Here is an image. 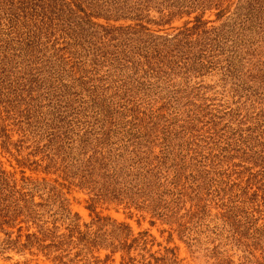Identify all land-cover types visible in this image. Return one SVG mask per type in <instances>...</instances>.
Masks as SVG:
<instances>
[{
	"label": "rangeland",
	"instance_id": "1",
	"mask_svg": "<svg viewBox=\"0 0 264 264\" xmlns=\"http://www.w3.org/2000/svg\"><path fill=\"white\" fill-rule=\"evenodd\" d=\"M159 17L152 9L137 34L107 33L133 21L94 18L97 34L31 57L0 36V101L14 117L10 146L0 141V264H62L40 247L51 238L24 246L38 225L74 230L67 264H264V39L233 59L157 48L150 34L190 19ZM7 179L31 190L37 214L1 218L18 198ZM136 238L148 244L126 255Z\"/></svg>",
	"mask_w": 264,
	"mask_h": 264
},
{
	"label": "trees",
	"instance_id": "2",
	"mask_svg": "<svg viewBox=\"0 0 264 264\" xmlns=\"http://www.w3.org/2000/svg\"><path fill=\"white\" fill-rule=\"evenodd\" d=\"M83 0H0V36L10 44L8 50L12 47L19 51L17 55L24 54L28 57L32 55L42 54L43 50L48 49L52 40L59 44L63 39L65 48L58 47L56 51L61 52L70 48V40L73 39V33H80L87 27L92 29L93 34H97V29L102 28V24L94 21V18H104L106 21H133V24L124 27H110L108 34L114 30H127L130 33H142L147 28L143 24L145 20L154 22L149 19L152 9L159 11L158 25L170 24L175 17L182 18L184 16L190 19L184 23L182 27L175 28V34L167 33L162 36H154L150 34V43L155 47L168 49L174 47L178 49L184 46H198L202 48L215 47L221 55L227 54L229 59H233L232 55L243 52L246 47L252 45L257 40L264 39V0H92L88 4L90 11L100 9L104 11L103 15L99 13L88 12L83 7ZM90 6V7H89ZM215 11V19H205L207 12ZM219 23L218 25H209L210 23ZM79 35V34H78ZM134 42V40H132ZM48 46V47H47ZM229 48H232L231 51ZM9 56L4 58L8 59ZM4 61V60H3ZM126 59H119L116 66L125 67ZM123 62V63H122ZM130 62V61H128ZM145 62L151 63L149 57ZM4 63L7 65L6 61ZM127 63V62H126ZM199 65H203L199 64ZM0 101V141L1 144L10 146V135L7 133V125L5 122L12 120L14 117L8 114L6 119L3 118L6 108L2 107ZM3 108V109H2ZM9 125V124H8ZM130 174L131 173H126ZM43 182L46 183L44 180ZM36 181H24V186L34 185L36 189ZM5 186L10 189L11 197L18 195L17 201H12L6 205L3 211L11 212L12 215H3L1 218H18L25 212L30 217L37 214L34 210L41 204H35L31 190L27 191L26 187L17 189L16 186L9 185L8 179L4 182ZM121 194L117 186L113 191ZM29 195L30 198H27ZM102 196V195H100ZM98 201L102 197H97ZM23 203V205H20ZM33 209V210H32ZM10 221H3V224H9ZM39 226V233L29 234L28 243L24 246H32L33 242L45 241L51 238L52 244L43 246L41 249H48L49 253L58 252L53 260L58 263L67 264L68 254H63L67 248L71 246L73 231L66 235H58L57 227L55 230L45 229L43 225ZM76 229V225H75ZM148 244L146 239L136 238L133 243L126 249V242L122 251L129 256L131 248L134 244ZM67 259V261H64ZM129 259H132L129 257ZM70 261V260H69ZM72 261V260H71ZM70 261V262H71Z\"/></svg>",
	"mask_w": 264,
	"mask_h": 264
}]
</instances>
